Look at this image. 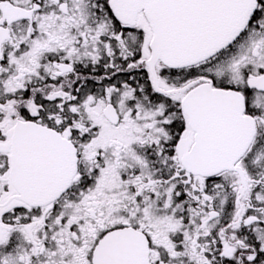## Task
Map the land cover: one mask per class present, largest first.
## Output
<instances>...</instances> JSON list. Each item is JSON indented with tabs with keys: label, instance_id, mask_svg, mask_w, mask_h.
<instances>
[{
	"label": "snow or ice",
	"instance_id": "1",
	"mask_svg": "<svg viewBox=\"0 0 264 264\" xmlns=\"http://www.w3.org/2000/svg\"><path fill=\"white\" fill-rule=\"evenodd\" d=\"M0 264H264V0H0Z\"/></svg>",
	"mask_w": 264,
	"mask_h": 264
}]
</instances>
